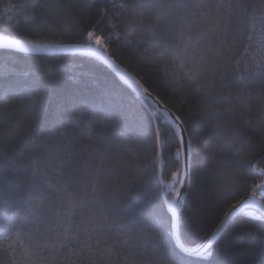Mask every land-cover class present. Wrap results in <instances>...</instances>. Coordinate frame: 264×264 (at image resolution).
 <instances>
[{
    "label": "snow or ice",
    "instance_id": "obj_1",
    "mask_svg": "<svg viewBox=\"0 0 264 264\" xmlns=\"http://www.w3.org/2000/svg\"><path fill=\"white\" fill-rule=\"evenodd\" d=\"M67 7L94 9L90 25L81 32L86 47L79 50L114 70L124 86L115 95L128 94L134 101L144 102L141 105L144 113L137 123L139 131L131 138L134 148L126 143L130 139L129 125L123 113L116 115L104 110L99 127L84 120H77L76 124L87 128L90 138L104 135L119 138V145L134 161L125 162L124 167L141 175L150 169L151 177L166 189L163 196L172 218L166 224L147 214L137 216L129 209L106 207L107 185L112 169L118 167L113 165L105 170V159L111 158L107 153L99 164L86 165L84 176H76L69 170L58 173L53 180L51 175L35 168L25 193L18 188L4 193L3 203L8 207L4 217L6 227L0 235V264H197L190 258L211 256L217 236L238 213L264 220V168L247 160L258 151L264 152V0H120L119 4L115 0H87L85 4ZM52 10L64 13L66 8L60 0H30L16 22L32 31H42L46 26L52 27L49 15ZM112 13L131 35L130 44L143 46L145 54L151 45L153 55L165 66L179 62L181 69H187L183 75L192 89L199 92L205 108L209 101L220 104L213 108L217 113V131L235 134L232 154L236 179L231 184L235 186L236 180L242 178L243 198H237L235 187L222 193L223 219L201 247H185L177 236L175 217L181 197L177 186L183 183L181 177L187 175L192 161V143L183 134L186 121L167 109H158L162 115L152 111L147 105L152 96L149 89L112 58L105 38L96 31V26ZM209 36L212 47H201V41ZM0 40L4 46L22 51L59 50L58 45L7 36ZM179 50H183V55ZM229 69L234 78L225 85L229 89L228 99L221 102L223 89L217 88V80L227 75ZM30 108L35 120L39 115L37 107L31 104ZM254 111L261 126L260 147L249 135ZM165 159L170 183L163 179ZM260 161L264 162V156ZM12 192L21 197L15 209L9 204ZM233 200L235 203H230ZM249 208H257L258 215L246 212ZM9 211L11 216L7 214ZM173 237H176L174 246L170 243Z\"/></svg>",
    "mask_w": 264,
    "mask_h": 264
},
{
    "label": "trees",
    "instance_id": "obj_2",
    "mask_svg": "<svg viewBox=\"0 0 264 264\" xmlns=\"http://www.w3.org/2000/svg\"><path fill=\"white\" fill-rule=\"evenodd\" d=\"M115 2L119 4L120 0ZM29 3L30 0H0V35L41 44L86 47L81 32L90 25L89 17L94 9L67 6L85 4L87 0H60L66 11L52 10L49 14L52 27L46 26L42 31H32L16 22ZM96 31L105 38L112 58L135 75L166 109L186 121L183 126L192 143V161L188 189L180 209L179 238L185 247H201L223 219L222 193L235 187L237 198H243L242 178L236 180L235 186L231 184L236 179L232 154L235 134L217 131V113L213 108L220 104L209 101L205 108L199 92L192 89L183 75L187 69H181L179 62L165 66L153 55L151 45L145 54L143 46L130 44L132 37L115 13L98 24ZM211 39L209 36L201 41L200 46L211 48ZM228 42L232 43L230 37ZM179 51L183 55V50ZM233 78L231 69L227 75L218 77L217 88L223 89L219 96L221 102L228 99L229 89L225 85ZM121 87L124 86L115 72L86 56H37L0 49V235L6 227L4 217L8 206L3 203L6 190L18 188L25 193L35 168L51 175L53 180L58 173L69 170L76 176H84L85 166L99 164L105 159V153L111 157L105 159V170L118 166L112 169L104 196L105 206L113 210L129 209L137 216L147 214L167 224L171 215L163 185L151 177L150 169L141 175L124 167L125 162L134 161L119 145V138L107 135L90 138L87 128L76 124L77 120H84L99 127L104 110L116 115L123 113L129 125L130 139L126 143L134 148L131 138L139 131L137 123L144 113L141 107L144 102L134 101L128 94L115 95ZM31 104L36 105L39 113L35 120ZM147 105L157 111L148 101ZM158 115L161 114L158 112ZM237 123L248 129L243 122ZM260 127L254 111L249 135L258 147L262 144ZM261 156L264 152L258 151L247 160L264 168ZM164 167V182L170 183L167 159ZM177 187L180 191V185ZM10 194L13 199L9 204L15 209L21 197L14 192ZM7 214L11 216L10 211ZM170 243L175 245L173 238ZM190 259L197 264H264V220L238 213L213 243L211 256Z\"/></svg>",
    "mask_w": 264,
    "mask_h": 264
},
{
    "label": "water",
    "instance_id": "obj_3",
    "mask_svg": "<svg viewBox=\"0 0 264 264\" xmlns=\"http://www.w3.org/2000/svg\"><path fill=\"white\" fill-rule=\"evenodd\" d=\"M0 37H3V35H0ZM9 39H13L8 37ZM59 46V50H38V51H22L20 49H14V48H8L6 46H4L3 41L0 40V49H4V50H10V51H15V52H19V53H24V54H30V55H37V56H53V55H69V54H74V55H82V56H86L92 59H95L97 61H99L100 63L104 64L102 61L96 59V57L91 56L89 53H87L86 51H81L79 49L81 48H85V46H79V45H58ZM105 65V64H104ZM106 67H108L107 65H105ZM122 67V66H121ZM109 68V67H108ZM111 69V68H109ZM112 70V69H111ZM114 72V70H112ZM130 73V72H129ZM131 74V73H130ZM132 75V74H131ZM155 101H158L159 104L157 105L155 103ZM148 102L158 111V109H166L161 102L154 97L153 95L151 96V98L148 99ZM168 110V109H167ZM169 111V110H168ZM159 112V111H158ZM170 113H172L171 111H169ZM160 113V112H159ZM161 114V113H160ZM162 115V114H161ZM184 127V126H183ZM185 136V139L188 140V137L186 135V132L183 133ZM189 174H190V168L188 170V173L186 176H182L181 180L183 181V183L180 185V193H181V197H180V202H179V207L177 209L176 212V217L175 219L178 222V228H177V236L179 237V220H180V209L181 206L183 204L185 195L187 193V189H188V184H189ZM166 189H164L163 187V191H165ZM258 210L257 208H253ZM259 211V210H258ZM169 213L171 215L172 218V212L171 209L169 208ZM233 218V217H232ZM229 223V222H228ZM225 229V228H224ZM223 229V230H224ZM223 232V231H222ZM221 232V233H222ZM221 233L217 236V238L221 235ZM216 238V239H217ZM175 243H176V237H173ZM211 237L208 239L210 240ZM207 240V242H208ZM179 242H180V238H179ZM207 242L205 244H207ZM181 243V242H180ZM204 244V245H205ZM203 246V245H202ZM194 258H200V257H194Z\"/></svg>",
    "mask_w": 264,
    "mask_h": 264
},
{
    "label": "rangeland",
    "instance_id": "obj_4",
    "mask_svg": "<svg viewBox=\"0 0 264 264\" xmlns=\"http://www.w3.org/2000/svg\"><path fill=\"white\" fill-rule=\"evenodd\" d=\"M246 212H253V213H257V215H258V213H259V211L258 210H256V209H253V208H249V209H247L246 210ZM257 217V216H256Z\"/></svg>",
    "mask_w": 264,
    "mask_h": 264
}]
</instances>
